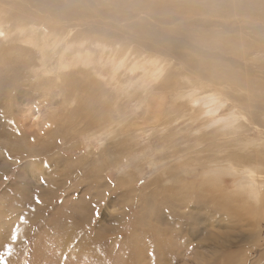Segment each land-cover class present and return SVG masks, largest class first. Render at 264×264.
I'll list each match as a JSON object with an SVG mask.
<instances>
[{"label": "rangeland", "instance_id": "1", "mask_svg": "<svg viewBox=\"0 0 264 264\" xmlns=\"http://www.w3.org/2000/svg\"><path fill=\"white\" fill-rule=\"evenodd\" d=\"M232 8L222 9L225 11L221 16L236 18L229 11ZM2 17L7 21L13 18L10 14ZM263 22L264 19L258 20L261 27H264ZM60 23L64 25L67 21ZM35 28L34 32L29 29L24 31L20 38L17 37L18 40L14 38L16 31L8 33L7 37L0 31V75H5L9 70L23 74L25 80L14 92H4L0 101V225L4 226L0 232L7 236L13 225H19L21 234V240L15 242L21 251L14 257L2 258L0 264H210L209 256L213 259L211 264H264V207L258 205L259 200H252L243 189L235 186L237 176L232 174L233 170L230 169L233 165L229 164L234 163V158H224L228 150L215 152L218 147L228 145L229 151H240L241 158L247 150H251V154L259 159L257 163L263 170L261 173L264 178V160L260 158L264 156V121L258 117L261 112L259 100L251 98L254 102L248 108L253 115L241 116L235 109H239L237 104L240 105L241 98L248 97V92L233 83L222 85L224 99H220L217 96V84L211 87L199 84L193 86L191 89L196 91L193 96L189 84L182 80L188 89H181L178 93H188L189 98L177 100L181 108L177 103L173 104L170 94L164 95L165 92H173L174 88L167 87L162 93L158 81L151 86L157 91L152 90L154 94L151 88L147 93L143 92L137 84L130 87L127 95L107 86L110 92L118 96L108 100L111 106L105 113L109 120H103L99 125L78 133L81 120L90 124L91 116H75L73 121L77 119V125L64 123L57 116L72 113L77 106L72 101L58 104L63 95L56 93L57 86L64 87V84L60 80L55 83L53 78L50 83L47 80L51 77L47 76L25 77V73L14 66L20 62V50L17 48L20 43L27 46L35 44L31 41L35 40L34 34L40 38L42 46L47 43L46 28ZM234 28L230 34L242 36L245 42H257L255 50L258 57L252 56V51L248 49L251 56L246 54L247 60L235 63L233 68L242 71L249 66L253 77L264 87V30L257 33L250 27L239 30L235 25ZM121 40H124L123 37ZM242 42L238 41L237 44ZM98 55L95 53L94 57ZM150 56L156 57V54L151 53ZM142 60L138 59L141 64H145ZM117 64L119 69H123L119 62ZM169 65L166 63L165 67L169 68ZM82 67L86 68L85 65ZM177 67L180 68L171 66L169 70ZM71 70L77 71L71 80H75L74 76L81 78V82L88 77L102 81L106 78L93 72L86 73L79 66ZM164 73L166 77L167 69L161 80L164 79ZM51 75L54 76V73ZM70 88L67 91H73ZM100 90L97 89V92ZM34 93L41 94V97L38 98V94ZM200 95H204V102L209 100V109L216 107V111H206L197 118V122L188 124L187 119L194 114L193 111L189 110L190 114L183 118H179L182 117L179 115L187 112H184L186 106L195 104ZM44 97L47 101H44ZM213 97H218V100H212ZM5 98L12 101L5 105L1 103ZM35 99L42 102V110L51 103L49 113L52 115H43L45 119L41 118V123L47 124L48 130L54 133L52 138L46 136L45 130H41V139L21 131L30 127L27 118H34L27 109L33 108L32 113L36 111L33 105ZM187 99L192 100V103ZM186 102L189 104L182 105ZM173 107L180 112L177 110L175 115H170ZM166 116H169L168 123H164ZM162 120L163 124H159ZM204 122L213 126L200 129ZM226 122L229 131L243 128V134L234 135L233 139L221 138L222 134H218L215 128ZM67 128L69 132L64 134ZM64 136L67 138H62ZM200 137L207 140L201 141ZM235 144L242 148L247 144L248 148L242 151L235 148ZM241 161L245 163L247 160ZM250 161L256 162L255 159ZM259 189H264V185L259 184ZM164 213L168 220L154 221L160 215L164 218ZM21 216L25 218L24 221L19 220ZM181 217L191 222L182 234L178 229V219ZM148 221L149 225L146 224ZM164 231L168 234L164 235ZM175 238L177 241H172ZM70 239L79 248L81 241L87 242V239L99 242L96 245L92 241L84 251L75 250L74 247L66 249ZM4 242L0 240V244ZM116 245L121 250H117ZM68 251H72V254ZM136 252L141 253V257L153 253L148 256L151 261H131L130 258ZM165 258L166 261L172 260V263H167Z\"/></svg>", "mask_w": 264, "mask_h": 264}, {"label": "bare ground", "instance_id": "2", "mask_svg": "<svg viewBox=\"0 0 264 264\" xmlns=\"http://www.w3.org/2000/svg\"><path fill=\"white\" fill-rule=\"evenodd\" d=\"M230 7L233 8L228 10L233 13L236 18L222 17L221 15H223V12L225 11L222 9L227 10V8ZM0 14V31L5 33L4 37H7L9 35L8 33L16 31L18 35L16 34L14 38L15 40H18V38H20L19 36H22L24 31L29 29L34 32L36 29L35 26H44L46 28V30L43 29L46 32L45 40L47 43L42 46V44H40V38H38L36 34L33 35L35 40H31L35 44L30 43L27 46L20 43L17 47L20 50V62H16L14 66L18 71H23L25 77H27V75L32 77L47 76L51 77L50 80H47L48 82L50 81V83L55 79V83H58L60 80L64 84V87H62L63 85L57 86L56 93L58 95H63V99L58 101V104L61 103L62 105V101H72V103H77V106L72 110V113L57 116L63 120L64 123L75 125L78 123L77 119H74L76 120L75 122L73 121L75 116L84 115V117L86 116L87 118L88 116H91L90 124L89 122L86 124L81 120V128L78 130V133L79 131H84L99 125L103 120H109L107 113H105L111 106L108 100L110 97L116 98L118 96L113 91L110 92V88L108 87L127 95V93L130 92V87L137 84L143 89V92L147 93L149 88H151V91L153 90V87L151 86L155 85L154 82L157 81L158 88L162 93L166 91L167 87L170 88L171 86L174 88L173 92H165L164 94L171 95V98H173V104H176L177 100L188 96V93L180 95L178 92L181 89L186 91L190 88L191 94L195 96L196 91H193L191 88L198 84L204 87H211L214 83L217 84L219 86L216 89L218 92L217 96L220 99H224V93L222 92L224 89L222 85L225 83H233L248 92V97L241 98L240 105L237 104L239 109L236 108L235 110H237L238 114L241 116H246V114L253 115L248 107H251L252 102H254L251 98L255 97L259 100V107L261 108L258 117L264 121L263 85L253 77L252 68L249 66H246L242 71H237L233 68L235 67V63L247 60L246 54H248L249 57L251 55L255 56V58L258 57L255 50L257 49V42H245V38L242 36L230 34V31L235 29V25L238 26L237 29L239 30L250 27L257 33L263 32L264 27L259 25L258 20L264 19V0H0ZM7 14H10L13 17L9 20L10 23L2 17ZM63 20H66L67 24L62 25L60 21ZM16 22L19 24H16ZM216 27H219L220 29H213ZM122 37L124 39L123 41L121 40ZM43 38L44 37H42V39ZM45 40L43 41L45 42ZM256 40L259 41L258 39ZM238 41L243 42L238 45ZM84 43L86 44L85 46H83ZM248 49L252 51L251 55L249 54ZM95 53L99 54L97 58L94 57ZM151 53L156 54V57L150 56ZM142 58L144 62H146L145 64H141L142 62L138 61V59L142 60ZM136 60L138 62H136ZM117 62H119V65L123 69H119ZM166 63L171 64L172 68H175V66H179L180 68L177 67L178 69L169 70L171 66L169 65V68L165 67ZM82 65H85L86 68L83 69L84 67H82ZM74 66H79V69L86 73L93 72L95 75L105 76L106 78L103 80L105 82L91 77H88L81 82V78H75V76V80H71L74 72H77L76 70L72 72L73 69L71 70V68ZM166 69V77L164 73V79L161 80L163 72H165ZM51 73H54V76H52ZM106 73H108V75H106ZM182 80H185L186 83L189 84L188 88L183 85V82H181ZM21 82L25 83L24 76L21 73H14L8 70L5 75L1 74L0 101L4 92H14L17 90V86ZM70 87L73 88V91L71 92H69L71 89ZM68 88L69 90L67 91ZM97 89H101L100 92H97ZM153 91V94L154 92H157ZM100 93L105 95H101ZM146 95L148 96V94ZM39 97H41V94H38V98ZM218 97H213L211 99L217 101ZM203 98L204 95H200L198 101L195 104H191V107L190 105L189 107L186 106L189 104L188 102L183 103L182 105L187 107L186 109L183 108L184 112H187H181L182 114L179 116L182 117L179 118L188 116L190 114L188 111L191 110L194 114H191V117L189 116L187 120L188 124H192L195 121L197 122V118L199 116L202 117L206 111H216V107L209 109L207 106L209 100L204 102ZM11 101L10 98H5L1 103L7 105ZM44 101H47V99ZM188 101L192 103V100ZM149 103L151 104V102ZM33 105L36 107L34 113H32L34 111L33 108H26L28 113L34 117L32 119L27 118L30 120V123H28L30 124V127L21 131L30 137H35V139L41 137V134H43L41 133V130L46 131V136L50 138L54 137V133L51 130H48V125L41 123V118L45 119V116L43 117V115H49L51 117L52 114L50 115L49 113L51 103L48 104V106L46 104L47 107L43 110L41 108L42 102L39 100L37 101L35 99ZM52 105H54V101ZM177 106H179V104ZM220 106L222 105L220 104ZM170 110V115H175L179 111V109H177V111L175 108ZM17 113H19V111ZM53 117L55 118L56 115L53 114ZM87 118H85L86 121L88 120ZM46 119L50 120L49 118ZM168 119L169 116L164 117V123H168ZM159 120L157 119V121ZM7 121L9 120H4V122ZM253 123L254 122L251 124ZM159 124H163V120L160 121ZM209 126H213V124L204 122L201 124L200 129ZM40 127L42 129H40ZM71 127L69 126V128ZM69 128L64 130L63 133L65 134L69 132ZM153 129L155 128H152V130ZM242 130L229 131V125L227 122L223 126L215 128V131L218 134H222V137L220 136L221 138L229 137L231 139H233L232 136L241 134ZM110 132H108V134L112 135V132ZM76 135L77 133L75 129L74 136ZM62 138L67 137L64 136ZM200 140L206 141L207 139L200 137ZM209 141L211 142V140L208 139V142ZM222 146L223 147H218L215 152L225 149V151L228 150V153L224 158H234V163L229 162V164L233 165V168L230 169L233 170L232 174L237 176V178L235 177L237 180L234 183L237 189H243L249 198L252 200H259L258 205L264 207V194L262 193L264 189H259V184L264 185V178L261 173L263 170H260L261 166L257 163L259 159L257 160L256 156L251 154V150L246 151L244 149L248 148L247 144H245L244 148L239 147L237 144L233 145L235 148L246 151L241 158L239 157L240 151H229L228 145ZM211 147L212 146H210V148ZM39 149L41 148H38V150ZM250 149L253 148L250 147ZM41 150L48 151L45 148H42ZM260 158L264 160L263 155H261ZM242 159L247 160V163H243L241 161ZM252 159H255L256 162L250 161ZM227 167H230V165ZM224 168L227 169L226 166H224ZM106 183L107 182L104 184ZM227 195L229 194L227 193ZM153 198L156 197L153 196ZM99 199L101 200L100 195ZM160 216L154 221L159 219L168 220L166 213H164V218ZM149 221L148 223L146 222V224L149 225ZM178 221L179 233L182 234L191 222L183 217L178 219ZM144 222L145 221H143V223ZM135 224L137 223L135 222ZM3 228L4 226L0 225V231ZM167 228L169 227L167 226ZM168 232H170V230H168ZM168 232L164 231V235L168 234ZM145 235L147 236V234ZM177 237L178 236H176V238ZM176 238L172 241L176 240ZM178 238L180 241L182 240L181 237ZM19 239L21 240L20 232ZM87 240V242L81 241L79 248L78 246L73 245V241L70 239L67 242L66 249L74 247L75 250H83L86 248V245L91 244L92 241L96 245L99 242L91 239ZM119 242L121 241L119 240ZM117 246L118 245H116V249ZM146 250L148 249L146 248ZM20 251L21 249L18 248L16 244H14L10 255L4 252L3 248H0V261L3 260L2 258L6 259L7 256L14 257ZM68 252L69 254H72V251ZM148 253L149 252H147V254ZM152 254L153 253L141 257V253L136 252L132 255L130 260H144V263H149L151 260L148 256H152ZM123 257L126 259L125 256ZM212 260V257L209 256L208 261L210 264ZM166 262L172 263V260ZM6 264L10 263L7 262Z\"/></svg>", "mask_w": 264, "mask_h": 264}, {"label": "snow or ice", "instance_id": "3", "mask_svg": "<svg viewBox=\"0 0 264 264\" xmlns=\"http://www.w3.org/2000/svg\"><path fill=\"white\" fill-rule=\"evenodd\" d=\"M43 182V180H42ZM39 198L37 197V203H39ZM19 220L24 221L25 218L23 216L19 217ZM19 232L20 227L19 225H13L10 232L7 234V236H4L3 234H0V240L5 241L2 245L4 252L8 253L9 255L12 253L13 246L16 241L19 240Z\"/></svg>", "mask_w": 264, "mask_h": 264}]
</instances>
